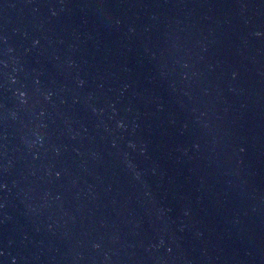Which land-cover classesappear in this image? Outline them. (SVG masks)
Listing matches in <instances>:
<instances>
[{
	"label": "water",
	"instance_id": "95a60500",
	"mask_svg": "<svg viewBox=\"0 0 264 264\" xmlns=\"http://www.w3.org/2000/svg\"><path fill=\"white\" fill-rule=\"evenodd\" d=\"M0 264H264V0H0Z\"/></svg>",
	"mask_w": 264,
	"mask_h": 264
}]
</instances>
